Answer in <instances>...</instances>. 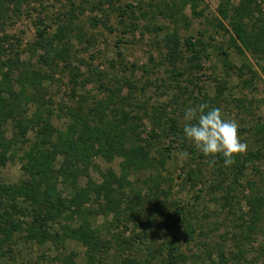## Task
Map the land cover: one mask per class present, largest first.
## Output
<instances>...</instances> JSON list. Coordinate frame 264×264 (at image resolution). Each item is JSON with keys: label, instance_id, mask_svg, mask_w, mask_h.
Wrapping results in <instances>:
<instances>
[{"label": "rangeland", "instance_id": "rangeland-1", "mask_svg": "<svg viewBox=\"0 0 264 264\" xmlns=\"http://www.w3.org/2000/svg\"><path fill=\"white\" fill-rule=\"evenodd\" d=\"M18 1V6L7 4L0 20V68L2 61L18 59L14 81L27 73L42 78L36 88L44 100L40 111L54 112V126L64 129L77 114L92 123L102 115L110 121L115 108L118 116L127 114L128 123L138 125L142 144L151 149L153 167L132 173L113 201L94 194L84 205L99 243L108 247L101 249L103 261L264 264V204L255 206L257 212L250 204L264 200V45L253 53L240 51L232 41L231 16L241 0ZM254 1L249 28L264 26V0ZM222 7L228 9V18L222 16ZM61 26L68 34L44 62L37 33L44 30L51 38ZM170 33L181 40L176 67L165 58ZM188 37L201 51L197 60L184 47ZM202 103L219 107L239 123L247 150L230 166H224L221 156L204 157L183 138L184 109ZM36 111L35 103L29 115ZM5 129L12 140L14 124L10 121ZM28 139L13 143L14 156L1 169L0 184L25 179L23 150L36 141L34 130ZM120 164V158L108 162L97 157L87 167L92 180L101 183L100 172L113 170L120 176ZM86 183L84 176L80 185ZM12 207L22 209L26 216L18 218L29 221L32 207L26 200L14 201ZM69 215L51 229L83 222ZM23 226L0 247V264H61L72 254V263L87 264L82 243L42 245L29 239L28 225ZM119 236L127 242L123 249L116 243Z\"/></svg>", "mask_w": 264, "mask_h": 264}, {"label": "trees", "instance_id": "trees-1", "mask_svg": "<svg viewBox=\"0 0 264 264\" xmlns=\"http://www.w3.org/2000/svg\"><path fill=\"white\" fill-rule=\"evenodd\" d=\"M190 1L188 0V3ZM9 2H16V6L20 4L18 0H0L2 21ZM254 2L241 0L233 9L234 15L231 17L234 35L231 39L234 44L240 45L238 47L240 51L247 49L258 53L264 45V26L249 28ZM191 6L194 8L193 3ZM75 10L76 8L72 6V16H75ZM220 12L224 18L229 17L227 8L222 7ZM67 34V28L63 26L51 38L45 37L44 30L38 31L39 45L44 51L41 58L44 62L52 58L54 51L57 50L56 42L62 41ZM2 39L3 37H0V60L3 55ZM166 41L168 51L165 58L169 64L176 67L179 58L182 57L181 40L176 33H170L166 36ZM184 47L192 52L194 60L199 59L201 51L192 37L185 40ZM9 60L2 61L4 67L0 68V173L14 156L11 153L13 143L29 142L30 130L35 131L36 141L28 149L23 150L22 170L25 179L16 184H0V247L4 242H9L26 224L28 238L39 244L62 245L67 240H76L86 248L87 264H108L101 257V249L108 247L99 243L98 232L86 218L91 212L85 211L84 205L94 194L113 201L117 188L124 186L126 182L129 183L128 178L132 173L153 167L149 144H142L138 125L129 124L127 114L120 113L118 116L115 108L112 109L114 118L110 121L103 119L102 115L99 121L92 123L77 114L73 115L72 121L64 129L54 126L52 123L54 112L40 111L44 100L43 95L36 92V88L42 84L40 81L42 78L36 73L32 75L27 73L21 74L19 81H14L13 75L17 69L18 59ZM17 84L19 88L16 87ZM35 103L38 104L39 111L29 115L31 106ZM101 108L104 112L103 103ZM10 121L15 127V137L12 140L7 138L5 129ZM97 157H102L108 162L120 158L121 175H117L113 170L101 171L102 182H94L87 164ZM57 164L59 168L55 169ZM84 176L87 177V183L81 186L80 180ZM61 185L66 186L68 191ZM21 199L26 200L32 207L30 219L26 222L18 218V215L26 216V213L22 209L15 211L12 207L14 201ZM250 204L252 210L257 212L255 206L261 208L264 200L262 198L254 200ZM68 214H71L69 215L71 218L76 216L82 218L83 222L78 225L66 223L61 231L51 229V224ZM115 216L118 217V212ZM185 230L186 234L191 233V228ZM116 241L120 249L127 244L126 239L120 236L116 237ZM61 260V264H74L73 254Z\"/></svg>", "mask_w": 264, "mask_h": 264}, {"label": "clouds", "instance_id": "clouds-1", "mask_svg": "<svg viewBox=\"0 0 264 264\" xmlns=\"http://www.w3.org/2000/svg\"><path fill=\"white\" fill-rule=\"evenodd\" d=\"M183 138L204 157L221 156L225 167L246 152L239 134V123L224 116L219 107L208 104L188 106L183 112Z\"/></svg>", "mask_w": 264, "mask_h": 264}]
</instances>
